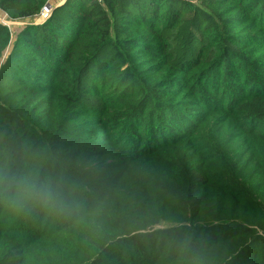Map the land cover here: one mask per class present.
<instances>
[{
	"label": "trees",
	"instance_id": "obj_1",
	"mask_svg": "<svg viewBox=\"0 0 264 264\" xmlns=\"http://www.w3.org/2000/svg\"><path fill=\"white\" fill-rule=\"evenodd\" d=\"M53 0H0L10 21ZM0 23V264H264V0H67Z\"/></svg>",
	"mask_w": 264,
	"mask_h": 264
},
{
	"label": "clouds",
	"instance_id": "obj_2",
	"mask_svg": "<svg viewBox=\"0 0 264 264\" xmlns=\"http://www.w3.org/2000/svg\"><path fill=\"white\" fill-rule=\"evenodd\" d=\"M0 193L11 197L15 202L35 201L44 205L60 202V194L47 183H37L28 174L15 173L7 166L0 167Z\"/></svg>",
	"mask_w": 264,
	"mask_h": 264
},
{
	"label": "rangeland",
	"instance_id": "obj_3",
	"mask_svg": "<svg viewBox=\"0 0 264 264\" xmlns=\"http://www.w3.org/2000/svg\"><path fill=\"white\" fill-rule=\"evenodd\" d=\"M67 0H53L50 4V10L49 12L45 13L44 16L37 18L35 20H23V21H10L8 18H6L1 12H0V23H6L9 27L12 28L13 31L18 32L20 29L27 25H42L44 24L51 16L52 14V7L54 6H61L63 5ZM3 24V25H6Z\"/></svg>",
	"mask_w": 264,
	"mask_h": 264
},
{
	"label": "built area",
	"instance_id": "obj_4",
	"mask_svg": "<svg viewBox=\"0 0 264 264\" xmlns=\"http://www.w3.org/2000/svg\"><path fill=\"white\" fill-rule=\"evenodd\" d=\"M50 5H47L45 8H44V12H43V15L42 16H44V14L47 12H49V10H50ZM2 24H6V23H2ZM7 25V24H6ZM8 26V25H7Z\"/></svg>",
	"mask_w": 264,
	"mask_h": 264
}]
</instances>
